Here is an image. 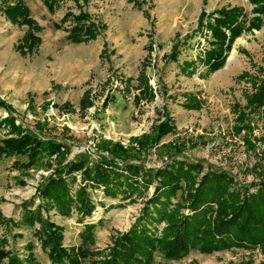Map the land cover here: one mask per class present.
Wrapping results in <instances>:
<instances>
[{
  "label": "rangeland",
  "instance_id": "obj_1",
  "mask_svg": "<svg viewBox=\"0 0 264 264\" xmlns=\"http://www.w3.org/2000/svg\"><path fill=\"white\" fill-rule=\"evenodd\" d=\"M163 2L0 0V101L5 104L0 107V139L17 137L9 136L10 128L4 124L7 118H13L23 134L31 132L46 144H60L61 150L65 147L60 155L42 153L28 170L20 167L28 161L23 156L0 161L3 218L0 245L4 239L6 250L20 255L14 250V243L22 235L19 229L26 213L23 202L33 199L27 209L34 211L42 203L36 192L43 179L57 176L56 170L65 172L72 162L93 165L106 159L125 178L132 176L124 166L127 163L142 164L149 170L164 168L174 160L201 162L205 170L209 167L224 170L239 183L264 180V105L256 109L249 103L257 86L264 81V30L260 32L264 16H260L261 28L253 29L260 32L258 36L254 37L253 30L245 31L248 36L253 35L247 40L253 48L249 52L240 50L244 55L242 66L222 72L228 67L225 62L218 75L205 63L207 52L213 50L209 47L212 32L207 26L213 23L212 13H206L204 8L207 0L195 24L199 34L193 30L187 34L180 27L183 21L177 31H172L171 27L176 25L171 17L176 6L168 7ZM16 6H23L26 11L14 19L7 11ZM203 12L207 17L204 26L198 29ZM78 17H83L80 24L92 26L96 39L82 43L70 39ZM256 17L248 20L245 12L244 20L250 23ZM27 19L33 24H28ZM143 36L148 38V44L139 49ZM174 48L179 51L175 60L171 58ZM231 51L232 47L228 52ZM175 63L186 65L181 66L183 72L176 76L171 70ZM146 86L148 93L144 90ZM168 120L175 129L160 143L146 148L138 144L145 136L152 137L154 128ZM244 124L251 131L245 129L237 134L236 128ZM247 139L253 148L246 143ZM116 144L131 151L128 159L111 153ZM92 146L96 153L87 149ZM73 176L76 179L72 193L86 185L96 208L84 220H79L76 212L71 217H62L56 209L51 210L50 219L64 227V245L68 248L82 243L80 233L87 223L96 224L95 241L88 247L96 250L110 246L114 235L130 229L156 185L145 189L141 174L134 177L140 183L137 191L114 183L111 187L116 192L111 196L117 200L109 204L110 201H104L106 191L90 190L99 184L83 181L81 172ZM8 207L22 208V219L9 217ZM33 227L37 229L40 224L36 222ZM29 243L34 248V243ZM32 251L42 264H53L43 247L37 254ZM91 257L83 264H93ZM248 261L264 264V250L192 249L178 259H167L156 252L152 264H247ZM8 263V257L0 261Z\"/></svg>",
  "mask_w": 264,
  "mask_h": 264
},
{
  "label": "trees",
  "instance_id": "obj_2",
  "mask_svg": "<svg viewBox=\"0 0 264 264\" xmlns=\"http://www.w3.org/2000/svg\"><path fill=\"white\" fill-rule=\"evenodd\" d=\"M250 2L255 5L253 13L257 17L250 20L248 27H245L243 8H222L211 14L214 22L207 26L212 32V45L215 49L207 52L205 59L211 72L224 66L227 59L225 53L231 50L235 40L244 31L261 28L260 16H264V0ZM23 11H26L25 7L16 6L7 12L15 19ZM206 17L207 14L203 12L198 29L203 27ZM82 19L78 17V24L71 30L70 39L73 42L82 43L97 38L91 25L80 24ZM26 22L33 24L30 19ZM178 55L179 51L174 48L171 58L175 60ZM145 69L144 65V72ZM245 76L243 74L241 77ZM144 90L148 93V86ZM249 103L256 106V109L264 105V81L257 86V92ZM4 106L0 101V107ZM4 122L10 128L8 135L16 134L17 137L0 139V161L3 158L23 156L28 161L21 163L20 167L28 170L44 152L51 156L60 155V144H46L31 132L23 134L13 118H7ZM174 129V124L169 120L163 122L154 128L152 137L145 136L138 140V144L144 148L149 144L155 146ZM245 129L251 131L250 126L244 124L237 127L236 132L240 134ZM246 143L254 147L248 139ZM111 153L128 159L131 151L116 144L111 148ZM124 166L132 175L129 178H125V174L119 173L116 166L106 159L93 165L84 161L69 163L65 172L56 170L57 176L51 175L40 183L36 195L42 199V203L34 211L27 209L33 199L23 202L26 213L22 222L29 226L36 222L40 224L35 236L41 241L53 264H83L89 256H92L93 264H152L156 252H161L167 259H178L192 249L213 252L232 247H260L264 250V180L239 183L224 170L213 167L205 170L201 162L174 160L164 168L149 170L142 164L127 163ZM76 172L82 173L83 181L104 184L107 195L116 192L111 187L114 183L118 187L125 185L128 190L137 191L140 183L134 177L139 174L143 177L142 181L144 179L145 189L156 183L154 193L145 201L133 225L127 231L114 235L108 247L96 250L88 247L89 243L95 241L96 224L87 223L80 233L82 243L68 248L64 245V227L50 219L53 209L65 217H71L76 212L79 220L91 216L95 210L96 204L86 185L79 186L75 194L72 193V184L76 179L73 175ZM2 220L0 217V224ZM5 244L3 239L0 261L8 257V264H42L35 257L32 244H28L30 251L26 257L6 250ZM247 264L254 263L248 261Z\"/></svg>",
  "mask_w": 264,
  "mask_h": 264
},
{
  "label": "crops",
  "instance_id": "obj_3",
  "mask_svg": "<svg viewBox=\"0 0 264 264\" xmlns=\"http://www.w3.org/2000/svg\"><path fill=\"white\" fill-rule=\"evenodd\" d=\"M203 3H204V0H164V2L162 3L163 5L166 4L168 7L176 6V9L173 11L172 17H171V20L173 18L174 25H176V26H172L171 28H173L175 30H173V29H171V30L177 31L176 29L178 27V24L179 23L181 24V21H183L184 23H182V25L180 27H182L186 31L187 34L189 33L190 30H193V32L196 34H199L196 31L197 28L195 29V27H196L195 24L197 25L198 15L200 14V12L202 10L201 8H202ZM226 6L228 8H233V7L243 8L244 11L246 12V16H247L248 20L250 18H252L253 16H256V15L252 14V10L255 6L250 2V0H207V6L204 8H205L206 13H212L213 14L216 10H219L222 7H226ZM163 14H165V12H163ZM212 16L213 15H211L210 21L214 22L213 21L214 17H212ZM263 20H264V18H263ZM244 22H245V27H248L249 22L248 21L246 22L245 20H244ZM262 30H264V23H263V27L261 28L260 32ZM135 32L136 31H134V33H132V35H135ZM260 32H257V30H253V33H256L254 37L258 36V34ZM263 34H264V32H263ZM251 36H253V35H251ZM251 36H248V33H246L245 31L242 33V35L234 42V45L232 46V51L230 53L228 52V55H227L228 59L226 61L227 62L226 67L228 66L227 69L223 70V71L219 70V72L217 71L216 74L218 73V75H219V73L221 71L225 72V71H228L230 69H232L234 71L235 68L240 67V65L242 66V63L244 62L242 56H244V55H242L240 53V50L245 49L248 52L251 51L250 49L253 48V46H251L249 44V42H247V40ZM140 39H142V40L138 44L139 49H145V45L148 44V38L146 36H143ZM197 39L199 40V37H197ZM213 40L214 39L209 40V47L215 49V46L212 45ZM181 53H182V51H181ZM179 64H180V62H179ZM176 65H177V63H175V66L171 69L172 73L175 76L179 75L180 73L183 72V70L181 69V66H186V65H179V66L177 65V67H178L177 68ZM207 69H209V65L207 66ZM73 72H75V70ZM182 75L184 77H187L186 74H185L186 76L184 74H182ZM201 76H202V74H201ZM104 196H105V194H104ZM102 200H103V198H102ZM113 200H117V198H114L111 195H107L104 201H110L109 204H111L112 203L111 201H113ZM6 210L8 211L7 215L9 217L12 216L15 218V220L22 219V214H23L22 208H20V207H17V208L16 207H13V208L8 207ZM55 211L58 214V211L57 210H55ZM57 214L54 216L57 217L58 215H60V214H58V215ZM60 216H62V215H60ZM62 217H65V216H62ZM20 226H21V229H19V232H21L22 235L20 236V238H18L19 242L18 243L16 242V244L14 243V250L19 252L21 257H25L29 253L27 244L29 242H33L34 243L33 250H34L35 254H37L39 252V250L40 251L42 250V247L37 240L38 238L35 236L36 227L29 226L26 224H24V225L21 224ZM14 232H17V230ZM22 252H24V253H22Z\"/></svg>",
  "mask_w": 264,
  "mask_h": 264
},
{
  "label": "built area",
  "instance_id": "obj_4",
  "mask_svg": "<svg viewBox=\"0 0 264 264\" xmlns=\"http://www.w3.org/2000/svg\"><path fill=\"white\" fill-rule=\"evenodd\" d=\"M87 149L90 151V152H94V153H96V148H95V146H92V147H87ZM62 150L64 151L65 150V148L64 147H62ZM87 150V151H88ZM88 151V152H89ZM89 152V153H90ZM122 165V164H121ZM80 181H81V178H80ZM100 189V190H99ZM90 190H93V191H97V192H99V191H102L103 193H105V190H106V186L104 185V184H99V186H97V187H90Z\"/></svg>",
  "mask_w": 264,
  "mask_h": 264
}]
</instances>
